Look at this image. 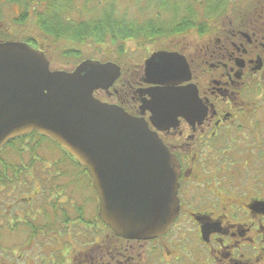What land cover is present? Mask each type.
Segmentation results:
<instances>
[{"label":"flooded vegetation","instance_id":"1","mask_svg":"<svg viewBox=\"0 0 264 264\" xmlns=\"http://www.w3.org/2000/svg\"><path fill=\"white\" fill-rule=\"evenodd\" d=\"M183 1L187 25L131 40L143 57L116 60L120 77L95 92L178 159L170 229L117 235L78 162L0 161V264H264V0ZM10 27L0 40L19 37ZM160 50L176 53L177 74L147 69ZM155 103L167 105L153 119Z\"/></svg>","mask_w":264,"mask_h":264},{"label":"water","instance_id":"2","mask_svg":"<svg viewBox=\"0 0 264 264\" xmlns=\"http://www.w3.org/2000/svg\"><path fill=\"white\" fill-rule=\"evenodd\" d=\"M173 57L156 52L147 69L175 75ZM120 72L116 63L95 59L51 70L42 50L0 41V148L33 131L55 140L88 169L102 219L120 236L149 238L177 216L178 161L145 120L94 97Z\"/></svg>","mask_w":264,"mask_h":264},{"label":"trees","instance_id":"3","mask_svg":"<svg viewBox=\"0 0 264 264\" xmlns=\"http://www.w3.org/2000/svg\"><path fill=\"white\" fill-rule=\"evenodd\" d=\"M4 2L11 5L10 8L15 12V23L27 26L32 22L34 31L31 36L24 38L26 42L46 51L62 49L60 56L65 58H82L83 51L79 45L116 46L128 39L178 33L188 23L187 14L181 16L182 19L175 20L180 16V9H184L179 5L170 6V0H4ZM190 11L188 7L187 12ZM168 21H174L169 30L163 26H169ZM35 30L39 32L41 39L35 36ZM0 161L75 162L56 142L35 132L7 143L0 151Z\"/></svg>","mask_w":264,"mask_h":264},{"label":"rangeland","instance_id":"4","mask_svg":"<svg viewBox=\"0 0 264 264\" xmlns=\"http://www.w3.org/2000/svg\"><path fill=\"white\" fill-rule=\"evenodd\" d=\"M11 5L4 3L3 0H0V29H7L9 30L10 23L13 24V29L15 30V33H17L19 36L25 37V35H32V22H29L27 26L25 25H18L16 26L13 22L15 17V12L12 11L10 8ZM166 16V15H164ZM36 31V30H35ZM35 36L39 38V32L36 31ZM41 39V38H39ZM110 45V44H109ZM82 51V58H65L61 57V51L62 49H59L58 51H48V54L50 56V59L52 60V66L53 68H59V69H71L74 68L77 63L84 58H89L92 55H96L95 58L104 59V58H110L118 57V54L115 51V47L113 45L108 46L107 44L103 45H94V44H84L78 46ZM125 51H127V56L130 57V59H133L135 61H138L143 55H141V51L138 50V48L135 46L134 42H129L125 44L124 46ZM112 51V52H111ZM123 57L120 59L121 62L125 63L126 60H129L128 57ZM119 58V57H118ZM134 61V62H135Z\"/></svg>","mask_w":264,"mask_h":264}]
</instances>
